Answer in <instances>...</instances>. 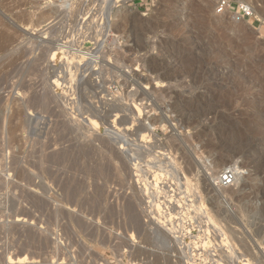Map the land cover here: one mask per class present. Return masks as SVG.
Returning <instances> with one entry per match:
<instances>
[{"label":"rangeland","instance_id":"1","mask_svg":"<svg viewBox=\"0 0 264 264\" xmlns=\"http://www.w3.org/2000/svg\"><path fill=\"white\" fill-rule=\"evenodd\" d=\"M53 1L0 0V264H264V13L255 31L212 0L111 21ZM225 167L235 199H217Z\"/></svg>","mask_w":264,"mask_h":264},{"label":"bare ground","instance_id":"2","mask_svg":"<svg viewBox=\"0 0 264 264\" xmlns=\"http://www.w3.org/2000/svg\"><path fill=\"white\" fill-rule=\"evenodd\" d=\"M69 1H70V0H68V1H66V0H57V1H56V0H55V2L53 1V3H54L55 6L53 7V5H52V4H51V5H52L53 8H56V9H55V11H56L58 7L60 8V6H63V5H64L63 7H67L65 4H66V2L68 3ZM98 1H99V0H98ZM98 1H97V2H98ZM128 1H129V0H120V1H117V2H116L115 0H100V2H98V3H100V4L103 5V6L106 5V8H105L106 10L104 11V13H105L104 17H105V19H107L108 21H109V20L111 21V20H115V19H117V18L120 19V20H124V19H125V17L127 16V13H128V10L126 9L125 4H126ZM256 1H257V0H256ZM118 2H120V4H118ZM101 5H100V7H101ZM102 8H103V7H102ZM259 8H260V9H257L258 11H257V10L255 11V14H257V13H264V5H263L262 7L260 6ZM51 9H52V8H51ZM100 9H101V8H100ZM52 10H53V9H52ZM113 11H114V12H113ZM53 12H54V11H52V13H53ZM112 12H113V13H112ZM55 13H56V12H55ZM102 15H103V14H102ZM227 17H228V16H227L226 14H224V15H222V16H218V20H219V21H221V20H225ZM107 20H106V21H107ZM246 26H247V27L249 26V29H251V30L254 29L255 31H260V26H259V25H258V26L255 25V23L250 22V23L246 24ZM250 27H251V28H250ZM2 33L5 34L6 37H7V33H6V32L4 33V32L2 31ZM9 33H10V32H9ZM0 34H1V33H0ZM3 34H2V35H3ZM10 34H11V33H10ZM9 36H10V35H9ZM9 36L7 37L8 39H10ZM0 37H1V36H0ZM6 37H5V38H6ZM12 37H13V36H12ZM1 38H2V37H1ZM5 38H2L1 40H2V41H3V40H6L7 38H6V39H5ZM2 41H1V42H2ZM6 41L9 42V40H6ZM4 42H5V41H4ZM6 43H7V42H6ZM6 43H5V44H6ZM9 43H10V42H9ZM7 45H8V44H7ZM10 45H11V44H10ZM3 47H4V46H3ZM0 48H1V47H0ZM2 49H4V48H2ZM11 49H12V48H11ZM1 51H2V50H1ZM6 53H7V52H6ZM52 54H53V55H51V57H53V59H56V58L58 57V52H53ZM10 55H12V54H10ZM54 83H55L57 89H59V88H58V82H57V81H54ZM54 83H53V84H54ZM134 109H135V112L137 113L138 117H141V110L138 108V105H137V106L135 105ZM113 125H114V124H113ZM112 129L117 130L118 128H116V126H113ZM114 130H113V131H114ZM143 130H144V129H143ZM141 132H143V131L141 130ZM115 134H116V133H115ZM136 135H137V134H136ZM139 135H140V134H139ZM137 137H138V136H137ZM139 137H140L139 141H140V143L142 144L143 140L146 139V138H149L150 136H149L148 134H146V133H142ZM143 143H144V142H143ZM146 148H147V147H146ZM157 150H158V149H157ZM142 152H143V151H142ZM161 152H162V151H161ZM57 153H58V151H56L55 154H57ZM149 153H151V152H149ZM155 154H156V153H155ZM162 154H163V153H162ZM52 155L54 156V154H52ZM49 156H50V155H49ZM128 156H129V155H128ZM130 156H131V155H130ZM148 156H149V155H148ZM150 156H151V155H150ZM152 158H153V157H152ZM156 159H157V158H156ZM157 160H158V159H157ZM173 160H174V159H173ZM170 161H172V160H170ZM159 163H160V162H159ZM219 163L222 164L223 162H222L221 160H219ZM135 164H136V166H138L137 163H135ZM154 164H155V163H154ZM156 164H157V163H156ZM165 164H166V163H165ZM224 164H225V163H224ZM161 165H162V163H161ZM168 165H169V164H168ZM136 166H135V168H136ZM142 166H144V165H142ZM146 166H147V165H146ZM169 166H170V165H169ZM172 167H173V166H172ZM231 167H232V166H231ZM137 168H139V167H137ZM137 168H136V169H137ZM147 168H148V167H147ZM152 168H153V167H152ZM152 168H151V169H152ZM206 168H207V167H206ZM141 169H142V168H141ZM141 169H140V170H141ZM154 169H155V168H154ZM158 169H159V168H158ZM166 169H167V168H166ZM168 169H169V168H168ZM209 169H210V168H209ZM220 169H221V168H220ZM227 169H228V168H227ZM230 169L233 170L234 173H235V176H236L235 181H236V182L239 181L238 178L240 177V174H241L243 171H240V170H239L238 168H236V167H234V168H230ZM152 170H153V169H152ZM163 170H164V169H163ZM163 170H162V171H163ZM173 170H174V169H173ZM173 170H169V171H173ZM206 170H208V169H206ZM224 170H226V167L223 168V169L218 173V175H217L216 178H215V181L217 180V181H218V182H217L218 184H219V175H220L222 172H224ZM143 171H145V170H143ZM177 171H178V170H177ZM134 172H135V171H134ZM140 172H141V171H140ZM145 172H146V171H145ZM147 172H149V171H147ZM147 172H146V173H147ZM150 172H151V171H150ZM174 172H175V171H174ZM162 173H163V172H162ZM177 173H178V172H177ZM211 173H212V171H211ZM158 174H159V173H158ZM215 174H216V173H215ZM131 175H132V174H131ZM140 175H141V174H140ZM212 175H213V173H212ZM212 175H211V176H212ZM170 176H171V174H170ZM170 176H169V177H170ZM175 176H176V175H175ZM178 176H179V175H178ZM183 176H184V175H183ZM243 176H244V175H243ZM138 177H139V176H138ZM140 177H141V176H140ZM142 177H143V176H142ZM151 177H152V175H151ZM204 177H205V176H204ZM212 177H213V176H212ZM252 178H253V177H252ZM204 179H205V178H204ZM244 179H245V178H244ZM247 179L249 180V177H248ZM250 179H251V177H250ZM132 180H133V178H132ZM177 180H178V179H177ZM183 180H184V182L181 183V186H182V187L184 186V187H185L184 189H185L186 191H190V192H191L192 189H191V182H190V180H189L188 178H186V177H184ZM183 180H182V181H183ZM213 180H214V179H213ZM242 180H243V179H242ZM242 180H241V181H242ZM140 181H141V180H140ZM164 181H165V179H164ZM169 181H170V180H169ZM178 181H179V180H178ZM178 181H177V182H178ZM145 182H146V181H145ZM149 182H150V181H149ZM177 182H175V183H177ZM236 182H235V184H237ZM138 183H139V182H138ZM138 183H137V184H138ZM141 183H142V182H141ZM141 183H140V186H141ZM155 183H156V182H155ZM160 183H161V182H160ZM162 183H163V182H162ZM214 183H215V182H214ZM217 183H216V184H217ZM238 183H239V182H238ZM165 184H166V183H165ZM168 184H169V183H168ZM170 184H171V183H170ZM178 184L180 185V181H179ZM178 184H177V185H178ZM208 184H209V183H208ZM216 184H215V185H216ZM239 184H240V183H239ZM131 185H132V183H131ZM135 185H136V184H135ZM138 185H139V184H138ZM163 185H164V184H163ZM171 185H173V184H171ZM145 186H146V185H145ZM212 186H213V185H212ZM216 186H217V185H216ZM233 186H234V185H232L231 187H233ZM259 186H260V185H259ZM131 187H132V186H131ZM134 187H135V186H134ZM182 187H181V188H182ZM208 187H209V186H208ZM217 187H219V189H220V192L218 193L219 196H217V197H218L217 199L222 198V197H224V198H226V197L230 198V197H231V198H232L233 195L235 194V192H232V193H231V191H230V192L227 191L228 188H231V187L222 188V187H220V185L217 186ZM246 187H247V186L245 185L244 187H242V189L239 188V189H240V192H241V193H242V192H245ZM262 187H263V186H262ZM136 188H137V187H136ZM150 188H151V186H150ZM162 188H163V187H162ZM166 188H167V187H166ZM234 188H235V187H234ZM234 188H233V189H234ZM258 188H259V187H258ZM260 188H261V187H260ZM147 189H148V188H147ZM211 189H212V187H211ZM214 189H215V188H214ZM261 189H262V188H261ZM263 189H264V188H263ZM140 190H142V188H141ZM175 190H176V189H175ZM212 190H213V189H212ZM257 190H258V189H257ZM257 190H256V192H257ZM259 190H260V189H259ZM135 191H137V190H135ZM138 191H139V190H138ZM218 191H219V190H218ZM218 191H217V192H218ZM142 192H143V191H142ZM160 192H162V191H160ZM190 192H189V194H190ZM240 192H239V193H240ZM256 192H254V193H256ZM262 192H263V191H262ZM262 192H261V193H262ZM152 193H153V192H152ZM155 193H156V192H155ZM162 193H163V192H162ZM239 193L237 194V196H239ZM241 193H240V194H241ZM138 194H139V193H138ZM143 194H146V192L143 193ZM185 194H186V193H185ZM195 194H196V193H195ZM245 194H246V193H245ZM153 195H155V194H153ZM182 195H183V194H182ZM256 195H257V194H256ZM261 195H262V194H261ZM261 195H260V197H261ZM263 195H264V193H263ZM143 196H144V195H143ZM188 196H189V195H188ZM194 196H195V195H194ZM242 196H243V195L241 194L239 197H237L239 201H242L243 199L246 198L245 196H243V197H242ZM247 196H248V195H247ZM254 196H255V194H254ZM258 196H259V194H258ZM258 196H256V197H258ZM147 197H148V196H147ZM152 197H153V196H152ZM183 197H184V196H183ZM234 197H236V195H234ZM234 197H233V198H234ZM262 197L264 198V196H262ZM157 198H158V197H157ZM166 198H167V197H166ZM178 198H179V197H178ZM178 198H177V199H178ZM228 198H226V199H228ZM237 198H236V199H237ZM148 199H149V197H148ZM217 199H216V200H217ZM234 199H235V198H234ZM246 199H248V197H247ZM146 200H147V199H146ZM149 200H150V199H149ZM158 200H159V199H158ZM168 200H169V199H168ZM200 200H201V199H200ZM255 200H256V199H255ZM155 201H156V200H155ZM180 201H181V200H180ZM186 201H187V200H186ZM201 201H202V200H201ZM223 201H224V200H223ZM229 201H230V200H229ZM260 201H261V200H260ZM177 202H178V201H177ZM216 202H217V201H216ZM219 202H220V201H219ZM221 202H222V200H221ZM224 202H225V201H224ZM152 203H153V202H152ZM222 203H223V202H222ZM239 203H240V202H239ZM252 203H253V202H252ZM256 203H257V202H256ZM150 204H151V203H150ZM190 204H191V203H190ZM202 204H203V203H201V209H202V210H200L202 213H201V215L198 214V215L201 216V217H200V216H199V217L202 218L201 220H203V218L205 217L206 221L209 220V221H207V224H208V222H210L209 225H213V227H216V229H218V228H219V226H218L219 224L216 223L215 218H213V216L210 214V212H209L208 210H206V209L204 208V206H202ZM225 204H227V203H225ZM261 204H262V203H261ZM263 204H264V203H263ZM153 205H154V204H153ZM160 205H161V204H160ZM219 205H220V204H219ZM254 205H255V204H254ZM166 206H167V205H166ZM170 206H171V205H170ZM180 206H181V205H180ZM226 206H227V205H226ZM239 206H240V204H239ZM252 206H253V205H252ZM262 206H263V205H262ZM151 207H152V206H151ZM172 207H173V206H172ZM172 207H171V208H172ZM199 207H200V206H198V208H199ZM173 208H174V207H173ZM179 208H180V207H179ZM181 208H182V207H181ZM166 209H167V208H166ZM184 209H185V208H184ZM187 209H188V208H187ZM241 209H242V208H241ZM244 209H245V208H244ZM249 209H250V208H249ZM263 209H264V208H263ZM263 209H262V210H263ZM156 210H157V209H156ZM195 210H196V207H195ZM195 210H193V211H195ZM242 210H243V209H242ZM245 210H246V209H245ZM251 210H252V209H251ZM251 210H250V211H251ZM262 210H261V211H262ZM161 211H162V210H161ZM178 211H179V210H178ZM198 211H199V210H198ZM198 211H197V212H198ZM247 211H248V210H247ZM261 211H259V212H261ZM156 212H157V211H156ZM159 212H160V211H159ZM166 212H167V211H166ZM182 212H183V211H182ZM231 212H232V211H231ZM262 212H263V211H262ZM154 213H155V212H154ZM161 213H162V212H161ZM164 213H165V212H164ZM169 213H170V212H169ZM180 213H181V212H180ZM251 213H252V212H251ZM253 213H255V212H253ZM257 213H258V212H257ZM155 214H156V213H155ZM165 214H166V213H165ZM188 214H189V213H188ZM195 214H196V213H195ZM259 214H260V213H259ZM259 214H257V215H259ZM261 214H263V213H261ZM261 214H260V215H261ZM157 215H158V214H157ZM162 215H163V214H162ZM169 215H170V214H169ZM198 215H196V216H198ZM204 215H205V216H204ZM165 216H166V215H165ZM191 216H193V215H191ZM202 216H204V217H202ZM263 216H264V214H263ZM157 217H158V216H157ZM166 218H167V217H166ZM183 219H184V218H183ZM196 219H197V218H196ZM205 219H204V221H205ZM151 221H152V220H151ZM153 221H155V220H153ZM153 221H152V222H153ZM184 221H185V220H184ZM206 221H205V222H206ZM15 222H16V221H15ZM20 222H21V221H20ZM161 222H163V220H162ZM161 222L158 223V221H157L158 225L161 224ZM164 222H165V221H164ZM164 222H163V223H164ZM199 222H200V221H199ZM202 222H203V221H202ZM205 222H203V224H204ZM235 222H236V221H235ZM18 223H19V222H18ZM157 223H156V224H157ZM197 223H198V222H197ZM154 224H155V223H154ZM166 224H167V223H166ZM195 224H196V223H195ZM215 224H217L218 228H217V226H216ZM180 225H181V224H180ZM209 225H208V226H209ZM214 225H215V226H214ZM156 226H157V225H156ZM206 226H207V225H206ZM208 226H207V227H208ZM220 226H221V225H220ZM157 227H158V226H157ZM159 227H160V226H159ZM161 227H163V225H162ZM173 227H174V226H173ZM173 227H172V228H173ZM182 227H183V226H182ZM197 227H198V226H197ZM197 227H196V228H197ZM209 227H210V226H209ZM155 228H156V227H155ZM172 228H171L169 231H173L174 229H172ZM176 228H177V227H176ZM198 228H199V227H198ZM162 229H164V228H162ZM181 229H182V228H181ZM210 229H211V227H210ZM212 229H213V228H212ZM216 229H215V230H216ZM156 230H158V229H156ZM175 230H176V229H175ZM175 230H174V231H175ZM215 230H214V231H215ZM220 230H221V229H220ZM220 230L218 229V231L220 232V234H222L223 232L225 233V231H224L225 229H224L223 231H220ZM154 231H155V230H154ZM163 231H164V230H163ZM166 231H167V230H165V232H166ZM196 231H197V230H196ZM198 231H199V230H198ZM214 231H213V232H214ZM151 232H152V231H151ZM156 232H157V231H156ZM175 232H176V231H175ZM180 232H181V230H180ZM219 232H218V233H219ZM221 232H222V233H221ZM157 233H159V231H158ZM172 233H173V232H172ZM172 233H171V234H172ZM215 233H216V232H215ZM224 233H223L222 236H225V235H226V233H225V234H224ZM160 234H161V232H160ZM162 234H163V232H162ZM171 234H170V235H171ZM173 234H175V233H173ZM173 234H172V235H173ZM185 234H186V233H185ZM195 234H196V233H195ZM205 234H206V233H205ZM166 235H167V234H165V236H166ZM192 235H193V234H192ZM161 236H162V235H161ZM183 236H184V235H183ZM175 237H176V234H175ZM202 237H203V236H202ZM225 237H226V236H225ZM166 238H167V237H166ZM168 238H169V237H168ZM193 238H194V237H193ZM205 238H206V237H205ZM220 238H221V237H220ZM222 238H223V237H222ZM163 239H164V242H165V240H167V239L164 238V236H163ZM225 239H226V238H225ZM128 240H129V239H128ZM176 240H177V239H176ZM197 240H198V239H197ZM200 240H201V239H200ZM132 241H133V240H132ZM173 241H174V239H173ZM182 241H184V240H182ZM223 241H224V240H221V242H220V240H219V242H220L221 244H222ZM167 242H168V241H167ZM167 242H165V243H167ZM171 242H172V241H171ZM136 243H137V242H136ZM160 243H163V241L160 242ZM175 243H176V242H175ZM196 243H197V242H196ZM220 243H219V244H220ZM224 243H225V241H224ZM132 244H134V242L131 243V246H132ZM171 244H172V243H171ZM179 244H180V243H179ZM179 244H178V242H177V245H179ZM181 244H182V243H181ZM181 244H180V245H181ZM219 244H218V245H219ZM127 245H128V244H127ZM201 245H202V244H201ZM226 245H227V244H225V246H226ZM128 246H129V245H128ZM161 246H162V245H161ZM166 246H168V245H166ZM166 246H164V247H166ZM182 246H183V245H182ZM182 246H181V247H182ZM186 246H187V245H186ZM195 246H196V245H195ZM222 246H223V245H222ZM175 247H176V246H175ZM188 247H189V246H188ZM192 247H193V246H192ZM176 248H177V247H176ZM186 248H187V247H186ZM178 249H180V248H178ZM181 249H183V248H181ZM128 250H130V248H129ZM178 251H180V250H178ZM182 251H183V250H182ZM186 251H187V250H186ZM190 251H191V250H190ZM143 253H144V252H143ZM178 253H179V252H178ZM181 253H182V252L180 251V254H181ZM183 253H184V252H183ZM198 253H199V252H198ZM262 253H264V252H262ZM145 254H146V252H145ZM145 254H143V255H145ZM176 254H177V252H176ZM187 254H188V253H187ZM195 254H196V253H195ZM151 255H153V254H151ZM261 255L264 256V254H261ZM146 256H147V255H146ZM186 256H188V255H186ZM186 256H185V257H186ZM217 256H218V255H217ZM217 256H216V257H217ZM232 256H233V255H232ZM255 256H256V255H255ZM97 257H98V256H97ZM144 257H145V256H144ZM149 257H150V256H149ZM233 257H234V256H233ZM235 257H236V256H235ZM235 257H234V260H235ZM192 258H193V257H192ZM192 258H191V259H192ZM214 258H215V257H214ZM217 258H218V260H216V261H215L214 259H212V260H214V262H215V263H214V262H213V263H214V264H222V263H221L222 260H221V259L219 260V257H217ZM229 258H230V257H229ZM98 259H99V258H98ZM180 259H181V258H180ZM183 259H184V258L182 257L181 260H183ZM227 259H228V258H227ZM231 259H232V257H231ZM262 259H263V258H262ZM181 260H180V261H181ZM192 260H193V259H192ZM192 260H191V261H192ZM228 260H229V259H228ZM232 260H233V259H232ZM236 260H237V259H236ZM236 260H235V263H236ZM263 260H264V259H263ZM183 261H185V264H193V263H194V262H193V263H190V262H188V260L186 261V259H184ZM189 261H190V259H189ZM201 261H202V260H201ZM176 262H178V261H176ZM186 262H187V263H186ZM258 262H259V261H258ZM98 263H100V262H98ZM181 263H183V262L181 261ZM209 263H210V262H209ZM232 263H233V261H232ZM232 263H231V264H232ZM235 263H234V264H235ZM238 263H239V264H248L249 261H246V260H240V261H238ZM262 263H263V262H262ZM103 264H104V263H103ZM178 264H179V262H178ZM194 264H195V263H194ZM236 264H237V263H236Z\"/></svg>","mask_w":264,"mask_h":264},{"label":"built area","instance_id":"3","mask_svg":"<svg viewBox=\"0 0 264 264\" xmlns=\"http://www.w3.org/2000/svg\"><path fill=\"white\" fill-rule=\"evenodd\" d=\"M120 1V0H115ZM129 0L125 5L131 6ZM155 0H145L139 6L146 9L148 6L152 7ZM213 11L216 16L226 14L234 23L248 24L256 19L254 12L253 0H212ZM120 4V2H118ZM235 173L233 170L226 169L219 175V185L222 188L231 187L235 183Z\"/></svg>","mask_w":264,"mask_h":264}]
</instances>
